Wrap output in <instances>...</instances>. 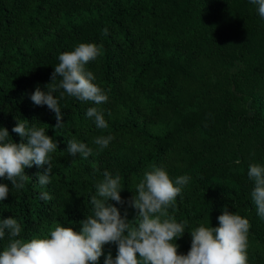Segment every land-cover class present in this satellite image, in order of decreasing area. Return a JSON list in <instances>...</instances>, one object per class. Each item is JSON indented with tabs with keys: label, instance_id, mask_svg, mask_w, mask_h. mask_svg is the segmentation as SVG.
I'll return each instance as SVG.
<instances>
[{
	"label": "trees",
	"instance_id": "16d2710c",
	"mask_svg": "<svg viewBox=\"0 0 264 264\" xmlns=\"http://www.w3.org/2000/svg\"><path fill=\"white\" fill-rule=\"evenodd\" d=\"M80 43L101 48L86 70L108 100L96 105L66 92L61 98L58 89L65 124L55 129V113L30 97L37 87L47 91L59 55ZM91 107L103 111L107 129L87 117ZM16 119L44 127L58 144L48 185L37 178L47 165L26 168L30 179L20 190L0 178L10 189L0 220L17 219L18 238H45L56 225L80 231L105 171L120 175L125 201L109 204L134 221L128 201L145 172L159 167L173 182L190 177L169 209L185 225L179 254L190 251L191 230L218 227L227 207L249 220L247 264H264V218L247 175L250 164L264 166V17L250 0H0V127L26 143L12 132ZM109 135L107 148L93 143ZM72 139L93 155L72 157ZM42 192L51 199L42 200ZM8 242L6 234L0 252ZM103 251L99 264L117 256L115 244Z\"/></svg>",
	"mask_w": 264,
	"mask_h": 264
},
{
	"label": "clouds",
	"instance_id": "9594fccd",
	"mask_svg": "<svg viewBox=\"0 0 264 264\" xmlns=\"http://www.w3.org/2000/svg\"><path fill=\"white\" fill-rule=\"evenodd\" d=\"M250 3L256 5L259 15L264 17V0H250ZM107 33L105 28L104 34ZM101 54V48L95 43H80L74 50L60 54L50 77L51 83L46 85L47 91L37 87L31 94L35 105H46L55 113V129L65 124L59 100L53 95L58 89L63 90L61 98L66 92L82 102L96 105L107 102L108 96L93 83L95 75L86 70V65ZM86 115L93 119L97 129L108 128L103 111L97 107L89 108ZM29 124L26 119H16L12 129L26 143L9 139L8 129L0 127V178L10 181L16 190L22 189L24 182L30 179L25 169L34 165L40 168L47 165L37 178L40 186L48 185L53 173L50 154L58 148L44 127ZM112 139L110 135L98 136L93 143L103 150ZM67 144V152L72 157L93 155V149L86 143L72 139ZM239 163L237 159L236 164ZM247 175L254 182L251 199L258 215L264 218V166L250 164ZM189 180V176L183 175L173 182L165 169L152 167L145 172L135 195L128 201L138 213L137 219L130 222L126 216H121L116 206L109 204V201L125 203L121 197V177L105 171L103 179L95 186L96 195L91 197L94 213L80 222V231L56 225L47 237L25 241L18 238L23 229L17 219L0 220V239L6 234L9 238L0 252V264H99L104 246L108 244L117 246V256L113 259L109 254L104 264H247L249 220L230 212L227 207L218 217V227L201 224L194 228L190 231V251L186 255L178 253L176 240L184 236L185 225L170 216L169 209L175 206L177 196ZM9 192L7 184H0V201L6 200ZM40 198L51 199L47 192H42Z\"/></svg>",
	"mask_w": 264,
	"mask_h": 264
}]
</instances>
